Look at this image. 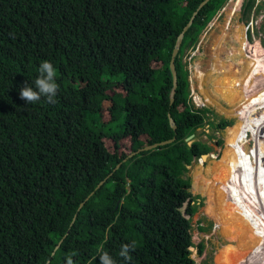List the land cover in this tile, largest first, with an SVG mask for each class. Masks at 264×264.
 Here are the masks:
<instances>
[{"label": "trees", "instance_id": "16d2710c", "mask_svg": "<svg viewBox=\"0 0 264 264\" xmlns=\"http://www.w3.org/2000/svg\"><path fill=\"white\" fill-rule=\"evenodd\" d=\"M202 1L0 0V264H64L67 256L74 264H100L98 249L116 264H195L196 207L186 172L211 146L186 138L206 123L232 124L195 107L184 61L226 0H209L186 31L171 101L172 51ZM254 6L242 4L247 21ZM242 27L233 22L239 48L228 64L212 47L218 73L236 90L198 69L197 100L236 116L248 133L264 129V98L255 104L264 62L243 46ZM44 59L56 69V102L30 104L20 89ZM118 121L119 130L107 129ZM254 142L264 152V137ZM194 189L207 208L212 195ZM130 242L125 261L119 251Z\"/></svg>", "mask_w": 264, "mask_h": 264}, {"label": "rangeland", "instance_id": "374dc122", "mask_svg": "<svg viewBox=\"0 0 264 264\" xmlns=\"http://www.w3.org/2000/svg\"><path fill=\"white\" fill-rule=\"evenodd\" d=\"M243 2L244 0H242V4ZM229 3L230 1L226 0L222 8L213 16V18L207 23L203 31L200 33L198 42L196 43L195 47L193 49L187 50L184 56V61L186 62V66L189 71L190 97L195 107L210 108V111L207 112V115L211 120H214V122H218L222 117H226L232 120V124L226 126L225 128H212L209 127L208 123H206L205 125L198 127L196 132L194 133L192 141L194 139L202 140L204 142H207L211 146V150L208 153H205V156H201L204 157L205 161L203 164L206 168H209L211 165V155L215 154L216 157H221V155L223 154V151L228 143V132L233 135H237L240 132V126L238 127L239 124L236 116H227L226 114L217 110L214 106L210 104L200 103L197 100V96L200 97V92L196 80V72L198 69L206 74L215 73L219 77V85L221 87L224 88V84L225 82H227L225 85L227 90H236L234 82H231V77L227 79L222 78L223 75L221 73H218L217 61L216 59L214 60L212 53L213 41L217 36L223 33L224 25L227 21V9ZM242 4L237 11V15L234 16V20H237L239 23L244 24L242 27V37L244 40L243 44H245L243 46L246 49L250 50L253 54V49H255L256 43L259 40L260 43L263 45L264 49V3L257 4V1L255 0V6L250 13L248 21L246 18L243 17ZM251 22H253L252 25L249 27V29H247L246 25ZM238 48L239 43L233 41L232 37L228 35L226 37V43H223L220 51L218 52V56L221 61L223 60L226 64H228L230 61L229 56L232 55V53H234L235 50ZM263 57L264 56H262V58L260 57L261 62H264ZM241 58L243 57L241 56ZM117 91L123 92L122 90ZM257 103H259V99L255 100V104ZM120 122L121 121H118L109 125L107 129L111 131L119 130L121 128ZM245 134H247V136L244 137V140L249 142L241 150L238 151L237 159L234 163V166L237 174H239L242 179L247 180L248 177L254 174L255 169L259 170L260 166L257 165H259L260 162H256L254 158V154L256 153L254 142L255 140L251 139V132ZM201 157H195L192 163L188 165L189 168L186 172V176L190 178L191 185L189 190L194 196L193 204L196 207L195 211L191 215V231L193 240V245L191 246V257L194 259L195 264H218V251L227 242V240L224 235L220 234V232H215V222L214 220H212V218L209 217L205 208L206 197L194 189V174L195 171H197V165ZM251 191L254 193L255 189ZM205 192L211 194L208 190H206ZM236 193L238 195H242V199H240L241 201L238 200V196H236L237 194L235 195V197L230 198V201L237 209L241 211L242 216H252L253 213H256V211H258L257 208L261 207V201L259 202V205L254 204L256 200H250L249 202H247L246 196L247 194H249L247 189H236ZM260 193H262V195L264 194L263 188L260 190ZM212 197L213 201L211 203L215 201V197L213 195ZM238 202L241 204L242 208H238L235 205ZM211 203L208 204L207 208L210 207ZM248 203L253 204V207L247 205ZM252 208L255 209L253 212L251 211ZM218 211H220V209H218ZM256 221L259 225L264 227V219ZM229 264L232 263L229 262ZM246 264H264V254H262L261 256L253 257V259Z\"/></svg>", "mask_w": 264, "mask_h": 264}, {"label": "bare ground", "instance_id": "6f19581e", "mask_svg": "<svg viewBox=\"0 0 264 264\" xmlns=\"http://www.w3.org/2000/svg\"><path fill=\"white\" fill-rule=\"evenodd\" d=\"M229 1L227 21L223 32L231 37L232 22H234L235 27L236 20H234V16L237 15L242 0ZM222 38L223 36L220 34L213 41L214 54L220 51L221 44H223L221 43ZM261 54L264 56V53L261 52ZM232 55H235V52ZM218 59H220L219 56ZM245 136L247 134L241 131L237 135L228 132V143L221 157H216L215 154L211 155V165L209 168L204 166L205 160L204 157H201L197 165V171L194 174V187L201 191L208 190L215 197V201L211 203L209 208H206V211L215 222V232H220L227 240L218 251V264H229V262L232 264H246L253 257L264 254V227L259 225L255 220L256 217L264 218V210L261 208L264 206V194L260 193L262 188L264 192V172L255 169V171L253 170L254 174L246 180L237 174L234 166L238 151L249 142L244 140ZM263 137L264 129L251 132V139L255 141H260ZM255 150V161L260 162V156L264 152L262 149L258 150L255 148ZM236 189H247L248 192L251 189H255V198H253L256 199L258 204L260 201L262 202L259 211L243 219L241 211L230 201V198L235 197L237 194ZM236 196H238L239 201L242 199V195L237 194ZM226 251H228V255Z\"/></svg>", "mask_w": 264, "mask_h": 264}, {"label": "clouds", "instance_id": "9594fccd", "mask_svg": "<svg viewBox=\"0 0 264 264\" xmlns=\"http://www.w3.org/2000/svg\"><path fill=\"white\" fill-rule=\"evenodd\" d=\"M58 91V83L56 80V69L54 64L47 59L40 61L35 78L31 83L20 89V96L30 104H34L44 98L48 103H55V97ZM134 242L125 243L121 245L119 256L125 261H130V252L134 250ZM100 264H116L115 259L107 252L100 251ZM64 264H74L71 256L65 257Z\"/></svg>", "mask_w": 264, "mask_h": 264}, {"label": "water", "instance_id": "95a60500", "mask_svg": "<svg viewBox=\"0 0 264 264\" xmlns=\"http://www.w3.org/2000/svg\"><path fill=\"white\" fill-rule=\"evenodd\" d=\"M209 0H203L198 8L193 12L190 20L188 21V23L183 27L182 31L178 34L177 36V39H176V43H175V46L173 48V51H172V56H171V60H170V68H171V71H172V75H173V88H172V92H171V101L174 100V94H175V90H176V87H177V84H178V76H177V69H176V64H175V59H176V56L178 54V51H179V48L182 44V41H183V38H184V35L186 33V31L188 30V28L190 27V25L193 23L194 21V18L196 17L197 13L199 12V10L208 2ZM170 123L171 125L176 128V124H175V121L173 119L172 116H170ZM193 136H194V133L189 135L186 139L189 141V142H192V139H193ZM175 139L174 138H171V139H168V140H163L161 142H155V143H152V144H148L142 148H139L138 150L136 151H133L129 154V156H133L135 154H137L138 152L140 151H144V150H151V149H155L157 148L158 146L160 145H165V144H168V143H171L173 140ZM203 156H205V154H203ZM101 184V183H100ZM99 184V186H100ZM184 214L187 216V217H190V215H188L186 213V206L182 208ZM58 247V246H57Z\"/></svg>", "mask_w": 264, "mask_h": 264}, {"label": "flooded vegetation", "instance_id": "af4514ba", "mask_svg": "<svg viewBox=\"0 0 264 264\" xmlns=\"http://www.w3.org/2000/svg\"><path fill=\"white\" fill-rule=\"evenodd\" d=\"M258 39H259V38H258ZM259 45H261V47L263 48V45L260 43V40L256 43L255 49H253V52H254L253 54H255V56H256V54H257V57H258V58H260V57L262 58L263 54H261V53L259 52ZM258 52H259V54H258ZM259 55H260V56H259ZM257 92H259L260 96L257 94ZM257 92L255 93V94H257L255 98H256L257 100L259 99V101H260V99L264 98V86H261V88H259V89L257 90ZM256 99H255V100H256ZM260 160H261V161H260L261 163H260L259 165H257V166H260V167H259L260 171L264 172V154H263V153H262L261 156H260ZM251 190H253V189H251ZM251 190L249 191V194H247V196H246L247 202H249L250 200H251V201H253V200L255 201V200H256V199H254V198H255V194H254ZM252 193H253V196H252ZM253 197H254V198H253ZM240 201H241V200H240ZM256 203H257V201L254 202V204H256ZM235 205H236L238 208L241 207V204H240L239 202L236 203ZM247 205H250V206L253 207V204H249V203H248ZM247 205H246V206H247ZM241 208H242V207H241ZM261 208H262V210H264V206H262ZM259 209H260V208H257L258 211H259ZM254 210H255V209L252 208L251 211L253 212ZM258 211H256V212H258ZM262 219H264V218H262Z\"/></svg>", "mask_w": 264, "mask_h": 264}, {"label": "built area", "instance_id": "2783aa9c", "mask_svg": "<svg viewBox=\"0 0 264 264\" xmlns=\"http://www.w3.org/2000/svg\"><path fill=\"white\" fill-rule=\"evenodd\" d=\"M257 1V4L258 3H264V0H256ZM252 23L253 22H251V23H249L248 25H247V29H249V27L252 25Z\"/></svg>", "mask_w": 264, "mask_h": 264}, {"label": "crops", "instance_id": "0c3cea01", "mask_svg": "<svg viewBox=\"0 0 264 264\" xmlns=\"http://www.w3.org/2000/svg\"><path fill=\"white\" fill-rule=\"evenodd\" d=\"M260 51H261L262 53H264V49L261 47V45H259V52H260ZM261 52H260V53H261Z\"/></svg>", "mask_w": 264, "mask_h": 264}]
</instances>
